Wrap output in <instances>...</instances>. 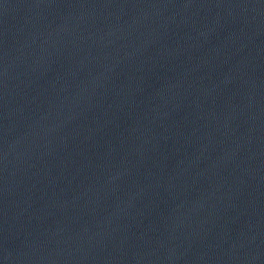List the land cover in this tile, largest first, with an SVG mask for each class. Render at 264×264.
Returning <instances> with one entry per match:
<instances>
[{"label":"water","instance_id":"95a60500","mask_svg":"<svg viewBox=\"0 0 264 264\" xmlns=\"http://www.w3.org/2000/svg\"><path fill=\"white\" fill-rule=\"evenodd\" d=\"M0 264H264V0H0Z\"/></svg>","mask_w":264,"mask_h":264}]
</instances>
